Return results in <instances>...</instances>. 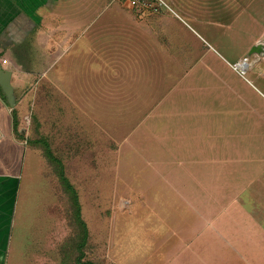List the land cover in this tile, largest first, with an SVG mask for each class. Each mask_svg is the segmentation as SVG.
Instances as JSON below:
<instances>
[{
	"label": "rangeland",
	"instance_id": "obj_1",
	"mask_svg": "<svg viewBox=\"0 0 264 264\" xmlns=\"http://www.w3.org/2000/svg\"><path fill=\"white\" fill-rule=\"evenodd\" d=\"M164 1L172 10L133 11L141 24L166 18L157 38L154 28L118 17L125 0H80L72 12L53 13L61 45L41 29L20 45L23 60L2 61L18 74L24 184L39 187L32 196L23 188L35 221L22 235L17 222L21 252L11 264H44V252L49 264H81L72 202L48 149L80 196L89 230L83 263L264 261L256 250L264 237L255 233L264 190L243 171L264 168V123L255 121L256 110L264 113V55L250 54L264 42V0ZM118 41L125 59L107 52ZM246 57L245 72L235 69ZM22 72L30 78L20 81ZM43 222L51 228L39 244L33 233Z\"/></svg>",
	"mask_w": 264,
	"mask_h": 264
},
{
	"label": "crops",
	"instance_id": "obj_2",
	"mask_svg": "<svg viewBox=\"0 0 264 264\" xmlns=\"http://www.w3.org/2000/svg\"><path fill=\"white\" fill-rule=\"evenodd\" d=\"M78 1L80 0H0V63L2 66L7 68L4 66L2 61L10 62V60H12L14 62H20V60H23L21 57V52H19L20 45H28L29 41H33L34 38H39L41 29L48 30L47 34L51 30V46H55L56 44V46L61 45V41L64 39L63 36L65 33L61 35L58 33V28L60 27L58 25H54L51 21L52 17L54 16L53 13L65 12L67 14V12H72L70 5H75ZM124 7L126 8V12H119L118 17L122 18L123 21H127L135 29L141 28L142 25L153 29L155 26H160L163 21L166 22V18L162 15H154L151 18L149 17L146 20V23L141 24L139 21L142 18L135 16L133 13V11L135 12L134 8L128 4H126ZM78 12L82 13V6ZM45 18L48 20H45ZM163 25H165V23ZM153 30V34L157 38L156 35L158 33L156 28ZM23 31L25 33H23ZM122 47L121 41H118L113 51L111 46L110 49H107V52L113 54V56L118 55L121 57L122 54H126V51L123 50ZM3 56H9V58L3 59ZM121 58L125 59V57ZM15 73L16 72L14 70L12 75V83L14 79L16 80L18 75ZM263 73L264 72H261L258 75L263 76ZM19 75L22 78L20 81H26L30 78L31 72H27V74L22 72ZM13 85L15 92H17V88L19 87H17L15 84ZM22 108L23 107L20 102L18 104V108H16L15 104V109L9 104L7 95L4 93L0 85V264H11L9 261L10 254L12 252H21V250H19L21 248L14 247V245L20 244L17 239L14 243L15 235L13 234L16 230L19 231L17 222H19L21 225L22 230L19 234L22 235V231L28 228V222L35 221L33 215L25 213V204H30V201H27L25 198H23V188L28 190L26 193H24V195L32 196L34 193L37 194L39 192V187L35 182L31 183L30 180V185L24 184V176L28 175L26 169H30V165L27 163L29 148L27 142L24 141L23 137H21L25 136V133L23 132L24 129L21 128L20 125L21 120L18 112V109ZM243 117H246V115H243ZM15 119L17 122H19V126L16 128L14 125ZM255 121L257 124L264 123V113L262 110H256ZM243 171H245L246 174L252 173V175H248L247 179L259 182L258 185H255H257V187H261L264 190V168L256 172H251L246 167V169ZM56 174L58 175L57 171ZM64 190L67 191L65 187ZM67 193L71 200L70 193L68 191ZM260 203L264 202H261L260 200L255 201L256 205ZM246 215V217L244 216L245 218H247L249 214L246 213ZM260 218L261 221H264V215L260 214ZM247 220H253V218H248ZM255 220L258 221L259 218L256 216ZM260 227L261 229L256 230L255 233L258 237H264V224L262 223V226L260 225ZM50 228L51 224L49 222H43L42 224L37 225V231L33 234L38 239L39 244L42 242L43 234L49 231ZM40 229H43L44 232H40ZM246 234L248 233L246 232ZM262 249H264V244H259L256 246V250ZM46 254L47 253L44 252L43 255H41L42 261H44V264H49L50 256ZM16 256L17 261H20L21 258H19L18 255ZM35 259H37L36 261H40V256H36ZM262 264H264V261Z\"/></svg>",
	"mask_w": 264,
	"mask_h": 264
},
{
	"label": "trees",
	"instance_id": "obj_3",
	"mask_svg": "<svg viewBox=\"0 0 264 264\" xmlns=\"http://www.w3.org/2000/svg\"><path fill=\"white\" fill-rule=\"evenodd\" d=\"M1 56V54H0ZM16 118V117H15ZM15 128L18 125V122L15 119L14 122ZM47 146V145H46ZM47 154L51 160L57 165L56 166V171L60 177V180L65 187V189L70 193L71 195V202L74 210V217L75 221L77 223V226L79 228V237L80 241L77 243V247L80 250V255L78 257V262L81 264H87L86 262H82L83 258V248L87 245L88 237H89V230H88V225L86 221L84 220L82 216V205L80 202V196L79 193L77 192L76 188L74 185L71 183L70 179L67 177L65 173V168L63 166L62 160L56 157L52 150L48 149Z\"/></svg>",
	"mask_w": 264,
	"mask_h": 264
},
{
	"label": "built area",
	"instance_id": "obj_4",
	"mask_svg": "<svg viewBox=\"0 0 264 264\" xmlns=\"http://www.w3.org/2000/svg\"><path fill=\"white\" fill-rule=\"evenodd\" d=\"M128 2L134 9L137 15L140 17L146 16L148 12L153 13V11H159L161 8L169 9L170 6L166 4L164 0H125ZM159 5V6H158ZM170 10H172L170 8ZM242 63L244 65H242ZM250 65L249 59L244 58L243 61L236 63L234 66L235 69H239L243 67V72H245L246 68Z\"/></svg>",
	"mask_w": 264,
	"mask_h": 264
},
{
	"label": "water",
	"instance_id": "obj_5",
	"mask_svg": "<svg viewBox=\"0 0 264 264\" xmlns=\"http://www.w3.org/2000/svg\"><path fill=\"white\" fill-rule=\"evenodd\" d=\"M254 52L264 55V42L260 41L256 46H253V49L250 52V54ZM12 75H13V71L9 69H5L0 63V85L4 93L7 95L9 104L13 108H15V89L12 84Z\"/></svg>",
	"mask_w": 264,
	"mask_h": 264
},
{
	"label": "bare ground",
	"instance_id": "obj_6",
	"mask_svg": "<svg viewBox=\"0 0 264 264\" xmlns=\"http://www.w3.org/2000/svg\"><path fill=\"white\" fill-rule=\"evenodd\" d=\"M242 65H244V64L242 63Z\"/></svg>",
	"mask_w": 264,
	"mask_h": 264
}]
</instances>
